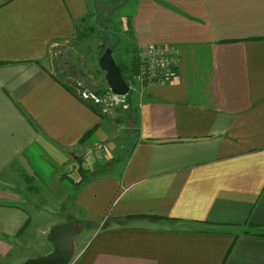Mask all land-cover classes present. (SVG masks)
I'll use <instances>...</instances> for the list:
<instances>
[{
  "label": "crops",
  "instance_id": "0c3cea01",
  "mask_svg": "<svg viewBox=\"0 0 264 264\" xmlns=\"http://www.w3.org/2000/svg\"><path fill=\"white\" fill-rule=\"evenodd\" d=\"M85 24L127 81L151 43L177 77L100 115L50 57ZM123 113L137 131L116 149ZM77 212V264H264V236L243 233L264 224V0H0V264Z\"/></svg>",
  "mask_w": 264,
  "mask_h": 264
},
{
  "label": "rangeland",
  "instance_id": "374dc122",
  "mask_svg": "<svg viewBox=\"0 0 264 264\" xmlns=\"http://www.w3.org/2000/svg\"><path fill=\"white\" fill-rule=\"evenodd\" d=\"M114 24L116 25L117 28H119L118 30H120L121 24L119 22H116ZM85 26H88V25L85 24ZM99 29H100L99 27H96L95 33H97V31ZM107 29H109V28H107ZM82 31L85 32L86 31L85 28L81 29V33H82ZM80 36H81V34H80ZM110 43H111V40H110ZM117 46H118V44H117ZM58 47H59V49L57 48L58 50L61 51L62 49H65L66 52H70L71 51L70 48L74 47V49L70 52V54L66 55V58L64 60L63 65L70 67L71 70L76 69L77 75H78V77H77L78 81H83L85 83L84 84L82 82V86H81L82 90L80 92H82V93L86 92L87 93L88 91H91V92L99 91L100 93H103L105 90H107L106 86L108 84H107V81L105 79V73L101 70L100 67H97V64L99 66V63H97V56H98L97 45L94 44V45L90 46L89 43H84L81 40L75 39V40L67 42L63 45H60ZM117 50H119V48H117ZM50 57H51V60L53 61L54 52L52 53V55ZM141 93H143V91H140L138 88L137 91L131 92L130 95H128L126 98L119 99L121 101L119 102L118 107H121V105L123 103H127V102L130 103L131 105H133V103H134L133 96L134 97L138 96V98H141V96L143 95V94L141 95ZM131 105H130V107H131ZM130 107H129V109H130ZM98 108L102 111V109L100 108L99 105H98ZM129 109H123V112H124V110H129ZM131 111H132V108H131ZM116 123L117 124L114 123L113 126H114V130H117L115 134L118 135L119 137H118V139H116L115 145H116V149H120L121 144H124V141L127 140L126 134L129 135L128 139L130 141H132V139H133L132 134H134L133 132H136L137 130L135 129V125L131 126V124H130V126L128 127V125H127L128 119H126V116L124 113L121 116V121L116 122ZM126 151H127V149H126ZM33 185H34L33 188L37 186L35 184H33ZM35 191L38 193H37V195H33L34 199H36L38 197L39 198L42 197V195L40 194V191H42V189L40 188L39 185L35 189ZM44 206H46V204ZM48 211L53 215L56 213V211H53V210H48ZM69 211H71V210H69ZM72 212H70V214H72ZM60 215H62L63 219H67V216L65 218V217H63V213L60 214V212H58L55 214L56 220H58L57 218L60 217ZM69 218L70 219H68L66 221L73 220L76 223L81 225V230L75 235V238H74L76 250L78 251L80 249V247L82 246V244L87 241L86 239L89 238V235H90L89 231L91 230V227L87 226V221L84 219V216H82V214L80 215V213H78V212L75 215L70 216ZM66 221H64V222H66ZM239 229H241V228H239ZM239 229L235 228L234 230L238 231ZM31 233H33V232H31ZM47 239H48V236H47ZM46 246L41 248L40 242L35 241L34 247H40L38 249L39 250L38 252H36L37 250L34 252L36 254V256L39 254H47L53 250V245H52V243H49V240L47 241ZM76 250H75V254H74L75 256H76Z\"/></svg>",
  "mask_w": 264,
  "mask_h": 264
},
{
  "label": "built area",
  "instance_id": "2783aa9c",
  "mask_svg": "<svg viewBox=\"0 0 264 264\" xmlns=\"http://www.w3.org/2000/svg\"><path fill=\"white\" fill-rule=\"evenodd\" d=\"M139 56V70L131 80H128L130 85L128 94L118 95L110 88H107L103 93L99 91L82 93L80 92L82 90V82L78 81V92L81 97L86 100H92L95 104L100 106L102 112L111 115L117 110L129 109L130 103L128 102L123 103L121 107H118V104L121 101L119 99L126 98L131 92L137 91L138 88L140 91H143L145 85L169 82L177 77V68L174 58L166 47L151 43L144 48ZM142 94L143 93H141V95ZM99 147H101V145ZM78 257V254H76V256L73 255L68 264H77Z\"/></svg>",
  "mask_w": 264,
  "mask_h": 264
},
{
  "label": "water",
  "instance_id": "95a60500",
  "mask_svg": "<svg viewBox=\"0 0 264 264\" xmlns=\"http://www.w3.org/2000/svg\"><path fill=\"white\" fill-rule=\"evenodd\" d=\"M99 67L105 72L109 88L118 95L128 94L130 85L124 77L122 68L116 61L113 50L109 46L99 58ZM81 225L74 221H66L54 225L48 235L53 250L47 254H39L27 258L22 264H68L75 254V235Z\"/></svg>",
  "mask_w": 264,
  "mask_h": 264
},
{
  "label": "trees",
  "instance_id": "16d2710c",
  "mask_svg": "<svg viewBox=\"0 0 264 264\" xmlns=\"http://www.w3.org/2000/svg\"><path fill=\"white\" fill-rule=\"evenodd\" d=\"M86 31H82L84 35L81 33L80 38L78 40H81L84 43H89V45H97V63L99 61L100 56L104 53V51L107 49V47H111L112 50L114 51L115 49V43L111 41L110 39L104 34L103 32L97 31L95 33V27H85ZM90 38V39H89ZM59 49V48H58ZM56 50L54 53V60H55V74L54 76L64 83L76 96H78L83 102H85L89 107L93 108L96 112H98L100 115L102 111L98 108V105L95 104L91 100H86L83 99L78 92L79 86L77 85L78 82V75L76 69L71 70L70 67L64 66L62 63L64 62L66 55L70 54V52H66L64 49L63 50ZM64 56V57H63ZM120 67L122 68L124 77L127 79L128 74L127 73H134L133 69H128V66H125L123 63L118 62ZM97 67L98 64H97ZM133 68V66H132ZM100 69V68H99ZM130 76V75H129ZM64 80V81H63ZM83 82V81H81ZM84 83V82H83ZM85 84V83H84ZM131 111V110H130ZM89 134V133H88ZM233 229L235 228H240V226L236 225H229ZM246 229L243 230V233L245 234H251V235H258V236H264V224L256 223V222H247L246 223ZM207 232H212L213 230H204Z\"/></svg>",
  "mask_w": 264,
  "mask_h": 264
}]
</instances>
